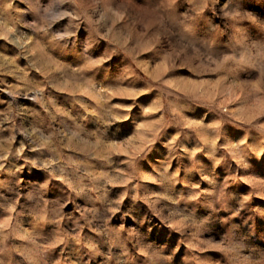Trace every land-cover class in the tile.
Listing matches in <instances>:
<instances>
[{
  "label": "rangeland",
  "instance_id": "rangeland-1",
  "mask_svg": "<svg viewBox=\"0 0 264 264\" xmlns=\"http://www.w3.org/2000/svg\"><path fill=\"white\" fill-rule=\"evenodd\" d=\"M0 264H264V0H0Z\"/></svg>",
  "mask_w": 264,
  "mask_h": 264
}]
</instances>
